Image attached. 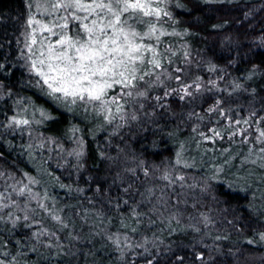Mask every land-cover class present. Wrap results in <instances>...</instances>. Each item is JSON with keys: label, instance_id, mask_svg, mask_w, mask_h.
<instances>
[{"label": "trees", "instance_id": "obj_1", "mask_svg": "<svg viewBox=\"0 0 264 264\" xmlns=\"http://www.w3.org/2000/svg\"><path fill=\"white\" fill-rule=\"evenodd\" d=\"M27 1L0 0V192L17 205L13 218H21L13 228L5 216L0 251L24 253L21 264H264L259 145L211 143L198 135L222 125L220 109L230 118L264 116V0H181L183 7L170 8L176 22L169 21V30L187 35L166 37L165 46L177 53L171 59L183 69L179 83L192 84L193 95L180 100L182 93L172 92L179 83L162 77L163 84L142 88L148 98L129 102L124 119L112 124L91 108L52 99L37 83L23 47ZM165 91L172 94L164 97ZM13 116L30 123L9 128ZM225 156L233 157L227 165ZM222 165L223 172L215 171ZM25 174L67 228L60 230L37 200L13 192L28 182ZM181 175L183 181L175 180ZM25 205L38 221L30 219L32 228L23 227ZM41 227L56 232L60 248L32 239Z\"/></svg>", "mask_w": 264, "mask_h": 264}, {"label": "snow or ice", "instance_id": "obj_2", "mask_svg": "<svg viewBox=\"0 0 264 264\" xmlns=\"http://www.w3.org/2000/svg\"><path fill=\"white\" fill-rule=\"evenodd\" d=\"M172 7H183L181 0H28L25 48L31 65L30 70L38 77L37 83L47 89V95L52 99L62 101L66 106L79 105L85 110L91 108L108 124H112L117 117L123 120L125 107L129 102L148 98L147 89L141 90L142 88L163 84L162 77L174 79L178 83L181 81L179 73L183 72L182 68H175L177 75L171 76L169 68L165 66L171 65V57L177 53L170 46H165L164 38L187 35L186 32L181 33L174 28L169 30V21L172 24L176 22L169 10ZM184 55L187 57L188 54L185 52ZM3 70L4 65L0 64V72ZM194 86L197 92L201 90L199 83ZM192 87V84H182L179 88L172 89V92L182 93L179 99L184 100L185 97L193 95L189 91ZM240 87L239 84L235 85L236 89ZM172 92L165 91L164 97ZM155 99L159 101L162 97L157 96ZM219 104L217 101V108ZM139 106L143 107V104ZM215 110L216 108L209 109L210 112ZM219 114L229 120V140L240 136L243 137L242 143H249L250 130L255 131L252 143L253 147L259 145L258 152L262 161L260 166L264 167V128L259 127L264 124V116H259L253 111L247 118L232 120L223 109H220ZM136 118L134 114L131 116L133 120ZM29 123L28 119H17L13 116L7 127L15 125L19 128ZM193 132H197V129L193 128ZM198 135L203 141L211 143L225 138L217 128H209L207 133L201 131ZM224 151L227 152V149ZM249 151L252 152L253 148ZM75 155L80 157L83 153L78 151ZM177 157L176 164L181 165L180 153H177ZM232 158L225 156L224 164L230 163ZM250 162L256 163L255 160ZM182 166L193 167L187 162ZM215 171L223 172V165ZM25 176L28 182L18 191L13 188V192L37 200L38 207L48 212L51 219L60 225V230L67 228L68 225L63 219L49 211L48 206L42 202L48 198L47 194L40 197L39 193L32 192L29 185L38 182L27 174ZM163 179L172 182L168 175ZM184 179L183 175L175 177V180L179 181ZM10 200V196L0 192V225L6 222L7 216L15 228L21 218H13L11 209L17 205L14 201L10 203ZM5 209L8 211L5 212ZM35 211L31 210L32 213ZM25 212L23 227L32 228L33 222L38 221L34 220V216L30 217L26 205ZM30 219L33 222H29ZM31 236L37 244L47 249L61 247L56 232H49L41 227L39 231H33ZM42 237H46L48 242L45 243ZM260 239L264 240V233L260 234ZM114 243L119 247V239L114 240ZM247 243L252 244L253 241L248 240ZM4 247L6 245L0 241V249ZM127 247L132 245L128 244ZM30 250L39 252L35 245ZM69 254H72L71 250ZM21 255L24 253L12 255L0 251V264H21L18 259ZM41 258L47 259L43 256ZM197 259L202 260L203 256H198Z\"/></svg>", "mask_w": 264, "mask_h": 264}, {"label": "rangeland", "instance_id": "obj_3", "mask_svg": "<svg viewBox=\"0 0 264 264\" xmlns=\"http://www.w3.org/2000/svg\"><path fill=\"white\" fill-rule=\"evenodd\" d=\"M27 6H28V1H27ZM28 12H29V9H28ZM27 15H28V14H27ZM26 19H27V16H26ZM26 19H25V21H26ZM24 36H25V34H24ZM25 42H26V38L23 39V47H25ZM25 49H26V48H25ZM26 51H27V50H26ZM171 65H173V68H174V69L177 68V67H180V68H181L180 64L177 63V62H176L175 60H173V59H172V63H171ZM182 84H186V83H184V82L179 83V86H181ZM213 105H214V104H213ZM212 108H213V106L210 107V109H212ZM241 118H247V117H246V116L239 117L238 115H234V116L231 117L232 120L241 119ZM228 125H229V120L224 118V121L222 122V125H221V126L217 125L216 128L222 132V134L225 136V140H226V139L228 140V141H227L228 143H229V142H230V143H236V144H239V145L243 144V143L241 142V141L243 140V137L237 136V137H234L232 140H229V139H228V136L230 135V132H231V129L228 127ZM260 126H261V125H259V127H260ZM236 127H241V126H236ZM250 131H251V130H250ZM252 131H254V130H252ZM254 132H255V131H254ZM255 134H256V133H254V135H253V134H249V141H250V142H249L248 144L251 143V141L253 140V137L255 136ZM253 152H255V151H253ZM253 152H251V154H252V155H256V157H257V154H256V153H253ZM257 158H258V157H257ZM250 159H255V157H252V158H250Z\"/></svg>", "mask_w": 264, "mask_h": 264}]
</instances>
